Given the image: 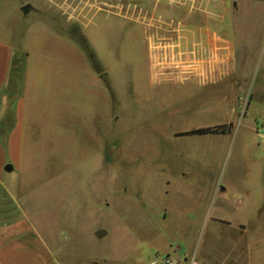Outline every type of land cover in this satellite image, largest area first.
I'll return each mask as SVG.
<instances>
[{
    "label": "rangeland",
    "instance_id": "rangeland-1",
    "mask_svg": "<svg viewBox=\"0 0 264 264\" xmlns=\"http://www.w3.org/2000/svg\"><path fill=\"white\" fill-rule=\"evenodd\" d=\"M208 1L6 0L3 97L25 82L24 161L34 165L8 179L59 264L185 253L179 264L226 253L264 264V3L219 11V33L250 49L236 51L246 90L232 109L230 87L207 82L205 58L190 57L199 36L189 29L204 27L193 22L210 16ZM15 203L0 196L3 211Z\"/></svg>",
    "mask_w": 264,
    "mask_h": 264
},
{
    "label": "crops",
    "instance_id": "crops-1",
    "mask_svg": "<svg viewBox=\"0 0 264 264\" xmlns=\"http://www.w3.org/2000/svg\"><path fill=\"white\" fill-rule=\"evenodd\" d=\"M5 2L6 0H0V196L6 195L11 201H15L17 210L10 213L0 208V264H59L52 248L32 221L28 207L17 201L19 182L15 179H8V173L13 170L21 171L24 168H33L34 165L30 163L31 161L29 163L24 161L29 151L24 145L23 129L26 113L25 82L22 93L18 97L12 101H7L3 97V90L10 79L13 60V49L3 25ZM238 2L239 0H209L206 4L207 9L210 10V16L193 22V24L200 22L197 25L203 23L204 27L189 29L191 34L199 36V40L194 38L195 41L189 51L190 57L205 58L204 73L207 82H212L221 90L224 89L223 85L230 87L232 109L237 97L241 99L240 93L246 90V84H243L241 80V67L238 68L235 62L236 51L242 50L244 52L242 57L245 58L249 55L250 49L245 44H238V49H236L230 40L221 34L222 29L218 30V28L222 26L223 18V14L219 11L223 12L224 9L236 6ZM258 2L264 3V0H248L252 7H257ZM22 6L23 4L19 5V10H22ZM261 9L262 18L260 17L258 22L264 25V7ZM187 19H181L180 22L189 23ZM224 95L227 96V93ZM6 122L9 126L3 129ZM8 164L12 165L10 169L7 168ZM212 254H214L213 250H206L205 263L210 262L209 258ZM186 255L185 253L183 257L178 256V261L185 259ZM217 259L218 264H242L239 254L233 256L232 259L228 253L221 254ZM191 261L193 264H201L197 260V254Z\"/></svg>",
    "mask_w": 264,
    "mask_h": 264
},
{
    "label": "trees",
    "instance_id": "trees-1",
    "mask_svg": "<svg viewBox=\"0 0 264 264\" xmlns=\"http://www.w3.org/2000/svg\"><path fill=\"white\" fill-rule=\"evenodd\" d=\"M91 62L94 66L95 69H97V64L94 59V57L90 56ZM230 126V125H229ZM226 125H215V126H209V127H201V128H194L185 132H181L180 134H189V133H219V132H224L226 130Z\"/></svg>",
    "mask_w": 264,
    "mask_h": 264
},
{
    "label": "built area",
    "instance_id": "built-area-1",
    "mask_svg": "<svg viewBox=\"0 0 264 264\" xmlns=\"http://www.w3.org/2000/svg\"><path fill=\"white\" fill-rule=\"evenodd\" d=\"M151 264H179V262L166 255H155L151 260Z\"/></svg>",
    "mask_w": 264,
    "mask_h": 264
},
{
    "label": "flooded vegetation",
    "instance_id": "flooded-vegetation-1",
    "mask_svg": "<svg viewBox=\"0 0 264 264\" xmlns=\"http://www.w3.org/2000/svg\"><path fill=\"white\" fill-rule=\"evenodd\" d=\"M30 8V5L29 4H26V5H23L22 6V10L25 12L27 9ZM159 21H164V20H159ZM171 21H174V20H171Z\"/></svg>",
    "mask_w": 264,
    "mask_h": 264
},
{
    "label": "water",
    "instance_id": "water-1",
    "mask_svg": "<svg viewBox=\"0 0 264 264\" xmlns=\"http://www.w3.org/2000/svg\"><path fill=\"white\" fill-rule=\"evenodd\" d=\"M11 167H12L11 164H8V165H7V168H8V169H10ZM102 232H103L102 229H98V230L96 231V234L100 235V234H102Z\"/></svg>",
    "mask_w": 264,
    "mask_h": 264
}]
</instances>
